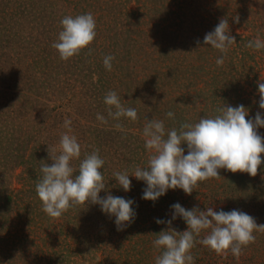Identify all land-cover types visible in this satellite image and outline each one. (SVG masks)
<instances>
[{
  "label": "rangeland",
  "instance_id": "1",
  "mask_svg": "<svg viewBox=\"0 0 264 264\" xmlns=\"http://www.w3.org/2000/svg\"><path fill=\"white\" fill-rule=\"evenodd\" d=\"M89 12L96 21L94 41L62 60L52 47L62 30L60 21ZM221 18L228 19L236 43L217 66L223 54L203 40ZM256 38L264 41V0H0V139L19 137L10 147L17 146L16 153L28 159L11 172L9 184L18 190L34 187L41 161L52 163L48 147L59 145L68 131L64 121L70 119V134L81 146L79 160L71 162L74 175L80 160L98 149L108 189L99 195L132 199L136 211L134 222L122 231H117L115 217L92 204L69 209L60 218L39 217L35 223L9 220L7 226L16 234L6 246L27 247V238L35 235L43 254L39 262L30 258L32 263L15 264H155L160 255L153 245L156 233L169 227L155 221L170 220L175 203L201 211L238 209L264 224V154L255 177L221 169V178L199 182L191 195L169 189L155 202L142 199L143 181L130 176L131 190L125 192L113 176L147 167L143 128L148 119L163 121L166 132L179 131L183 123L214 117L224 104H243L249 111L246 119H254L258 111L264 117L257 85L264 80V49L247 47ZM109 55L115 57L111 71L103 63ZM109 91L118 94L124 107L136 109L135 121L109 117L104 102ZM169 111L174 118L166 116ZM258 133L264 137V128ZM182 147L186 155L187 146ZM35 148L44 150L33 156ZM21 206L23 216L36 212ZM171 228L182 232L187 225L177 217ZM205 235L207 230L197 241ZM254 235L255 242L243 247L239 258L231 251L217 255L196 243L191 249L194 264H264V232Z\"/></svg>",
  "mask_w": 264,
  "mask_h": 264
},
{
  "label": "clouds",
  "instance_id": "2",
  "mask_svg": "<svg viewBox=\"0 0 264 264\" xmlns=\"http://www.w3.org/2000/svg\"><path fill=\"white\" fill-rule=\"evenodd\" d=\"M239 23V17H234ZM62 30L58 39L52 44L62 60L78 55L87 48L96 37V21L92 13L76 16L67 15L60 21ZM204 45H210L223 55L217 58V66H222L224 56L230 47L236 43L235 36L230 34L227 18H221L213 31L206 33ZM199 44V41H197ZM247 47L255 50L264 49V41L256 38L249 41ZM115 57H104V66L111 71V61ZM259 108L264 109V80L257 81ZM104 102L109 106V117L137 119L135 108L124 107L115 91H109ZM114 109V110H113ZM214 117H202L195 124L183 123L179 131L176 128L166 132L164 122L148 119L143 128L145 148L149 151L147 167L137 166L134 173L127 171L113 173L119 187L125 192L131 190L130 176L143 181L142 199L157 201L169 189H182L186 195H191L199 182L211 178L219 179L220 170L231 173H247L251 177L258 174L264 154V137L258 133L264 128V117L257 112L254 119H246L248 109L240 104L231 106L224 104L217 109ZM174 113H166L168 118H174ZM97 119L107 123L104 116L97 114ZM68 131L61 134L58 146L48 147L52 163L41 161L40 172L35 191L42 202V210L50 218H60L70 208L99 205L101 211L109 217H115L117 231L134 222L136 211L135 201L110 193L105 197L99 194L108 192L101 171L104 160L99 156V150L87 154L80 160L77 169L72 166L73 160H79L81 146L75 135H71V120L65 119L63 125ZM115 127L122 128L121 124ZM166 137V138H165ZM187 146V154L185 148ZM170 220L156 219L157 224L167 223L169 227L156 233L153 245L160 250L155 264H194L191 249L200 243L217 255H227L229 251L236 257L242 253V248L255 242L254 232H264V224H257L256 219L238 209L225 212L214 211L207 207L201 211L197 207L186 209L179 203L171 205ZM177 217L184 220L187 229L176 231L171 228L172 221ZM207 235L197 241L202 231Z\"/></svg>",
  "mask_w": 264,
  "mask_h": 264
},
{
  "label": "trees",
  "instance_id": "3",
  "mask_svg": "<svg viewBox=\"0 0 264 264\" xmlns=\"http://www.w3.org/2000/svg\"><path fill=\"white\" fill-rule=\"evenodd\" d=\"M126 41L129 42V39H127ZM132 41L133 40L130 39V42ZM13 136L14 135H11L4 139H0V264H15L18 263L20 260H23V262L25 261L26 263L27 261H30V263H32V261L39 262V260H41L40 256L43 257V254H41L37 245L38 241H35L36 236H33L31 232L30 234L32 235V238H27L26 240L28 241L27 247L25 245L24 247H16L15 245H13L14 248L10 249L8 246H6L5 243L11 237H13V235L16 234L15 232H12L13 229L8 228L7 225H10L9 220L12 224H19L20 221H27V223H35L36 220H39V217H43L42 220L50 219V217H47L48 215L43 212L42 202L38 198V195L35 191L37 181H34V187L31 188L30 186L28 190L14 189L11 183L9 184L8 178L11 177V172L19 168L20 164H26V161L28 160L24 157L25 154L19 156L16 153L17 146L13 149L12 147H10L18 143V140L20 139L19 137L15 138ZM4 144L6 145V147H4ZM43 150L44 148H35L33 150V156H38V153L43 152ZM11 162L12 164H10ZM37 175L42 176V173L38 171ZM21 203L25 204L26 206L30 205L28 210L35 207L36 215H34L35 213L33 215L24 214V216L19 214L18 209L23 208V206H21ZM78 207L79 206L75 208L78 209ZM70 210H72V208H70ZM4 215L7 218H4ZM4 219H6L7 222ZM28 245L33 247L35 251L34 249L31 250ZM28 250L31 252L27 255ZM30 258H32V261Z\"/></svg>",
  "mask_w": 264,
  "mask_h": 264
}]
</instances>
